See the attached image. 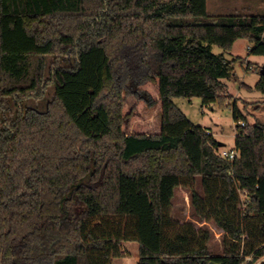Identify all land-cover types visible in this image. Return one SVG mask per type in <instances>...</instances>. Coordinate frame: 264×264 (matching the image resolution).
Segmentation results:
<instances>
[{
  "label": "trees",
  "instance_id": "obj_1",
  "mask_svg": "<svg viewBox=\"0 0 264 264\" xmlns=\"http://www.w3.org/2000/svg\"><path fill=\"white\" fill-rule=\"evenodd\" d=\"M237 40L264 58V13L210 17L207 0H0V264H113L131 242L136 264H264V124L246 121L221 81L233 62L210 51ZM178 98L231 108L235 160ZM198 178L215 201L218 255L207 230L169 214L182 188L204 221Z\"/></svg>",
  "mask_w": 264,
  "mask_h": 264
},
{
  "label": "rangeland",
  "instance_id": "obj_2",
  "mask_svg": "<svg viewBox=\"0 0 264 264\" xmlns=\"http://www.w3.org/2000/svg\"><path fill=\"white\" fill-rule=\"evenodd\" d=\"M207 12L210 17L226 16L232 14H262L264 13V2L259 0H207ZM204 46H208L204 44ZM213 55L223 56L228 62H233V71L228 79L221 80L227 88L230 96L236 100L238 110L246 117L251 124H264V94L255 90L260 79V70L264 66V58L249 54L248 43L244 40H237L230 52H223L217 46H210ZM50 59H47L49 62ZM135 90V89H134ZM52 89L46 92L44 99L39 100L41 109L45 100H51ZM30 103V102H29ZM176 107L195 126H200L211 131L215 140L222 144L221 150H230L234 147L235 126L231 108H220L217 104L204 107L200 99H174ZM232 105V104H231ZM260 106L259 110L256 107ZM149 112H154L150 110ZM157 117V113L156 116ZM211 134V135H212ZM197 192L201 197L204 208V221L199 219L191 203V196L187 190L176 188L175 196L169 211L171 219L178 224L192 223L196 231L200 228L209 232L208 250L211 254L218 255L223 251V232L213 220V206L215 201L206 197L201 179L197 180ZM214 192V199L221 195L222 189L219 186H211ZM128 255L113 260V264H136L138 261V244L135 242L126 243Z\"/></svg>",
  "mask_w": 264,
  "mask_h": 264
},
{
  "label": "built area",
  "instance_id": "obj_3",
  "mask_svg": "<svg viewBox=\"0 0 264 264\" xmlns=\"http://www.w3.org/2000/svg\"><path fill=\"white\" fill-rule=\"evenodd\" d=\"M240 125L242 126L243 124L240 123ZM219 154L221 157L226 158L230 161H233L238 157V153L234 149L220 150ZM246 260H247L246 262H248L250 260V258H247Z\"/></svg>",
  "mask_w": 264,
  "mask_h": 264
},
{
  "label": "water",
  "instance_id": "obj_4",
  "mask_svg": "<svg viewBox=\"0 0 264 264\" xmlns=\"http://www.w3.org/2000/svg\"><path fill=\"white\" fill-rule=\"evenodd\" d=\"M260 74H261V75H264V66L261 68V70H260ZM219 146L222 147V144L219 143Z\"/></svg>",
  "mask_w": 264,
  "mask_h": 264
},
{
  "label": "crops",
  "instance_id": "obj_5",
  "mask_svg": "<svg viewBox=\"0 0 264 264\" xmlns=\"http://www.w3.org/2000/svg\"><path fill=\"white\" fill-rule=\"evenodd\" d=\"M210 132V134H212V132L211 131H209ZM213 135V134H212Z\"/></svg>",
  "mask_w": 264,
  "mask_h": 264
}]
</instances>
